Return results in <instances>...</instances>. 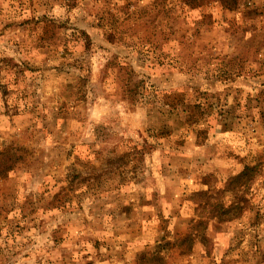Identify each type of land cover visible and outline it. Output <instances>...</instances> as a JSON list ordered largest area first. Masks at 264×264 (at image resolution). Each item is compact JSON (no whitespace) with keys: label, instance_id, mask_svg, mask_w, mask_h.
<instances>
[{"label":"rangeland","instance_id":"374dc122","mask_svg":"<svg viewBox=\"0 0 264 264\" xmlns=\"http://www.w3.org/2000/svg\"><path fill=\"white\" fill-rule=\"evenodd\" d=\"M0 264H264V0H0Z\"/></svg>","mask_w":264,"mask_h":264}]
</instances>
